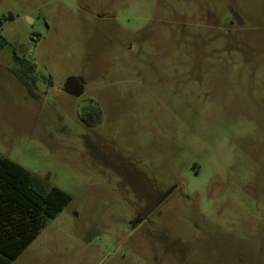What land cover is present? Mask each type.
<instances>
[{"label":"rangeland","instance_id":"rangeland-1","mask_svg":"<svg viewBox=\"0 0 264 264\" xmlns=\"http://www.w3.org/2000/svg\"><path fill=\"white\" fill-rule=\"evenodd\" d=\"M0 37V157L71 197L11 264H264V0H0Z\"/></svg>","mask_w":264,"mask_h":264},{"label":"trees","instance_id":"trees-1","mask_svg":"<svg viewBox=\"0 0 264 264\" xmlns=\"http://www.w3.org/2000/svg\"><path fill=\"white\" fill-rule=\"evenodd\" d=\"M6 41L0 37V51ZM15 76L27 94L37 99V78L29 62L14 54ZM88 126L102 120V111L92 106ZM90 120V122L88 121ZM71 201L69 194L32 174L8 158L0 157V264H11L38 237L47 219L55 218Z\"/></svg>","mask_w":264,"mask_h":264}]
</instances>
